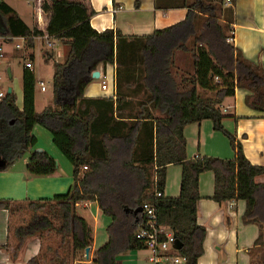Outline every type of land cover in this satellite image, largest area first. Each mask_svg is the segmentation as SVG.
I'll use <instances>...</instances> for the list:
<instances>
[{
    "label": "trees",
    "instance_id": "trees-1",
    "mask_svg": "<svg viewBox=\"0 0 264 264\" xmlns=\"http://www.w3.org/2000/svg\"><path fill=\"white\" fill-rule=\"evenodd\" d=\"M41 9L49 15L46 35L68 46L65 61L53 64V97L58 108L46 106L40 112L35 111V76L25 67L22 108L17 107L13 92H6L0 101V158L8 166L29 152L28 174H53L57 169L55 159L44 151L32 150L37 142L32 129L39 124L50 132L53 144L73 166L74 181L65 194L50 200L25 203L0 199V209L7 210L10 218L21 204H27L32 211L25 224L13 229L17 245L11 258H16L27 237L44 229L56 230L54 221H57L62 241L68 237L71 243L69 258L47 248L27 264H47L46 258L48 264H71L76 254L84 252L93 242L92 228L78 214L76 204L94 200L111 223L107 227V242L93 252V264H116L121 254L142 248L134 237L142 214L138 213L135 222L133 214L125 208L134 209L143 203L152 205L157 224L169 227L181 241L182 248L177 253L186 258L185 264H197L206 234L197 221L198 178L205 171L214 175L215 202L220 205L231 200L246 202L242 221L258 226L254 245H264V183L255 182L256 176L264 174V166L251 164L240 141L222 125L223 101L234 96L236 88L249 92L245 96L246 105L264 112V69L234 47L232 12L231 20L226 22L217 3L192 0L184 19L136 38L137 55L128 63L118 49L124 39L122 34L113 29L95 30L90 24L94 11L82 0H42ZM0 14L8 33L27 37L28 46L33 45L34 37L43 35L39 29L29 28L3 0ZM199 17L203 20L196 29ZM177 51L190 55L192 72L181 76L172 73ZM99 64H116L117 89L128 80L143 84L148 97L142 105H151L160 113L150 127L143 121L150 118L149 113L147 116L138 113L133 117L135 121L120 116L119 92L115 104L111 99L84 97L91 73ZM130 68L135 73L125 76ZM203 119L210 120L213 129L226 136L234 152L233 159L200 155L187 158L183 128ZM143 134L145 139L139 143ZM168 164H179L182 169L180 192L173 198L162 194ZM83 166L87 169L82 171ZM45 206L46 213L38 214L37 210ZM10 230L8 227L9 234ZM0 248L6 250L8 245Z\"/></svg>",
    "mask_w": 264,
    "mask_h": 264
},
{
    "label": "crops",
    "instance_id": "crops-1",
    "mask_svg": "<svg viewBox=\"0 0 264 264\" xmlns=\"http://www.w3.org/2000/svg\"><path fill=\"white\" fill-rule=\"evenodd\" d=\"M3 1L18 14L19 18L29 28H37L43 32L42 36L33 38L32 46H28L27 41L22 39L24 36L14 37L8 33L4 17L0 14V47L3 49V58L7 59L10 57L15 40L20 39L29 48H33L34 40L41 39L47 46L51 47V50L47 52L48 58L53 59L54 63H63L68 46L63 44L61 40L46 35L49 15L41 9L42 0H27L26 6L14 3L13 0ZM82 1L94 11L90 18V24L95 30L102 32L106 29H113L114 31L118 30L122 34L124 39H121L118 49L128 63H131V57L137 55V52H135L137 50L136 38L150 35L155 30L169 27L181 21L186 16L188 6L192 2L177 0ZM223 1V6L229 8L232 12L231 41L234 47L241 52L244 58L254 65H260L264 69V0ZM210 2L216 3L214 0ZM14 47L16 49L19 45L14 44ZM175 56V66L179 67L176 71L180 75L192 72V66H190L192 64L189 65L190 55L177 51ZM29 69L31 70V68ZM96 70L99 71L100 75L97 80L91 79L84 90V97L92 100L111 99L115 104L119 92V97H121L120 116L124 117L123 119L135 121L133 117L140 113L134 112L136 110L129 111V109L133 108L129 104L132 100L133 102L138 101L140 103L139 106L145 108V116L149 113L150 118L143 121L148 123L152 121L154 123L155 118L160 116V113L151 109V105H142L147 100L139 101L144 96V93L141 89L139 91L136 88V84L132 80H128L117 89L116 64H99ZM130 70L125 73V76H131L132 72L135 73L132 68ZM7 72L12 79L14 71L9 62ZM103 80H106V90L101 88ZM41 82L39 81V86ZM9 88L11 89L10 92H13L16 96L17 107L21 109L22 91L20 93L17 90L16 83H12L11 86L8 85L5 91L0 88V91L6 94ZM51 91L50 95L45 96L46 88H40V92H38L35 87L34 108L38 102H40L43 109L46 106H51L53 88ZM248 93L244 88H236L234 96L225 98L222 104L224 113L222 125L240 141L243 153L251 164L264 166V112L254 110L246 105L245 96ZM36 126L43 128V131L37 129L38 127ZM32 134L37 141L32 150L40 149L41 152L44 151L54 158L57 162V169L51 175H30L26 171L30 153L27 152L26 156L23 154V164L16 165V161L20 157L10 165H5L6 168L0 169V199H11L25 203L41 199L50 200L55 195L65 194L73 184V166L61 158L63 155L58 149H55L56 146L52 142L50 132L43 126L36 124L32 129ZM40 135L46 141V146L42 144V140L39 138ZM183 136L186 142L187 158H193L198 155L227 160L234 158V152L228 139L221 132L214 130L212 122L208 119L187 124L183 128ZM138 151L139 153L142 152V150ZM63 158L65 157L63 156ZM181 170L179 164H168L166 166V181L162 193L164 197L173 198L179 195ZM255 182L264 183V174L256 176ZM213 191V172H202L198 178L200 199L197 203V221L198 224L205 228L206 234L203 241V253L198 258L197 264H264V245H254V241L259 234L258 226L254 223L244 224L242 221L246 202L244 200H231L220 205L212 199ZM76 207L77 212L82 208L88 211L87 213L92 217L90 223L86 220V216L78 212L92 228L93 242L88 252L92 260L93 252L108 240L107 227L111 223V219L103 214L97 201H81L76 204ZM125 210L130 212L129 208H125ZM135 222H138V219L136 220L135 218ZM8 227H10L8 211L0 209V246L8 245L6 250L0 248V264H27L29 259L39 253V246L36 243H29L25 247L26 251H28L26 248L31 247L29 254L25 253L20 260H18L17 254L16 258L12 259L10 256ZM103 228L105 233H103ZM139 250L147 252L146 255L138 258L136 252ZM177 251L173 252L170 250L169 253L175 254ZM148 256L149 251L143 247L129 250L119 256L116 264H121V262H126V264L144 262L149 264ZM81 261L83 259L76 257L71 264H78ZM45 263H50L48 258L45 259ZM165 264H171V262L168 261Z\"/></svg>",
    "mask_w": 264,
    "mask_h": 264
},
{
    "label": "rangeland",
    "instance_id": "rangeland-1",
    "mask_svg": "<svg viewBox=\"0 0 264 264\" xmlns=\"http://www.w3.org/2000/svg\"><path fill=\"white\" fill-rule=\"evenodd\" d=\"M13 1H14V3H19L21 6H26V2H27V0H13ZM177 1H185V0H177ZM186 1H192V0H186ZM203 1L205 3H209L212 0H203ZM214 1L222 9V12H223L222 13V19H224V21H226V22L227 21L229 22L231 20V10L229 8H226L223 6V4H222L224 2L223 0H214ZM202 20H203V18H201V17L196 19V21H195L196 29H198L200 27ZM14 44H18L19 47L15 49ZM57 45H60V44H57ZM50 50H51V47L47 46V44L41 39L34 40L33 48H29L25 44V42L21 41L20 39L15 40L13 42V47H12V52H11L10 57L7 59L1 58V61H0V88H2L5 91L8 87V85L11 86L12 83L13 84L16 83L17 84V90H19L21 93V91H22V71L24 70L25 62L28 61L31 63V65H32L31 71L35 75L36 91L40 92L39 81H42V83L44 84V86L46 88V92H44V95L45 96L50 95L52 93V91H51L52 90V77H53V72H54V69H53L54 61H53V59L48 58V55H47V52H49ZM189 59H191L190 56H189ZM8 62L11 64L13 71H14V76L12 79L9 77L8 72H7ZM191 62L192 61L189 60V65L191 64ZM178 68H177V66H175L172 69V73L174 75L181 76L180 73H178V71H176ZM94 80H97V79H94ZM104 81H106V80H104ZM136 88L139 89V91L141 89V91L144 93V96L139 101H145L147 99L148 95H147V92L143 88V84L136 85ZM202 93L205 96H210V97L213 96V93H209V92H202ZM129 104H130L131 108L133 107L132 109H129L130 112H132V110L133 111L136 110L134 112H137V113L138 112H145V108L139 106L140 103L138 101L133 102V100H132ZM50 105L53 108H58V105L56 104L54 97L52 98ZM42 109H43V107H41L40 102L35 104V110L37 112H40ZM36 127H38L37 129H41V131H43L42 130L43 128H41L40 126H36ZM147 127H150V123L147 124ZM39 138H40V140H42V144H44L46 146V141L44 140V138H42L41 135L39 136ZM144 139H145V136L143 134L139 138V143H141ZM50 140H51V138H50ZM55 149L57 150L56 147H55ZM24 155L26 156L27 152L24 153ZM60 156H61V154H60ZM61 158L66 163H68L70 165V163L65 158H63V156H61ZM22 161H23V156H21V158L16 161V165L19 166V165H21V163L23 164ZM83 170L84 169L82 168V171ZM21 205L22 206L20 208H18V210L15 211L13 216H11V218H10V228H11L10 234H9L10 235V238H9L10 254L13 253L14 248L17 245V242L13 236V229H15V227H17L19 225L25 224L32 215V211L27 206V204H21ZM46 207L47 206H45V208L43 210H41V209L37 210V213L38 214L39 213L45 214L46 213V211H45ZM78 212H79V214L86 216V220H88L91 223L92 217L87 213L88 211L80 208ZM58 225H59V223L57 221H54V226H56V230L44 229V230L38 231V233H36V235H34V236L27 237L25 239L23 247L18 252V257H17L18 260L22 259L23 255L25 253L29 254L31 252L30 251L31 247L26 248V249H28L29 252L25 250L26 245L29 243L30 244L36 243L39 246V253L47 251V248H50L53 251H57L58 255L60 257L69 258V256L71 255V252H72L71 243H70V240L68 237H66L65 240L62 241L61 234H59L57 232ZM103 233H105L104 228H103ZM146 253L147 252H145L144 250H139L136 252V254L138 255V258L143 257L144 255H146ZM76 257L79 259H83V260L85 259L86 260V258H84V252H78L76 254ZM121 264H126V262H121ZM139 264H145V263L140 262Z\"/></svg>",
    "mask_w": 264,
    "mask_h": 264
},
{
    "label": "built area",
    "instance_id": "built-area-1",
    "mask_svg": "<svg viewBox=\"0 0 264 264\" xmlns=\"http://www.w3.org/2000/svg\"><path fill=\"white\" fill-rule=\"evenodd\" d=\"M226 1L230 2V0ZM22 39L27 40L28 38L23 37ZM3 56V49L0 47V60ZM25 67L31 68V63L27 62ZM40 88L45 89L42 82L40 83ZM101 88L102 90L107 89V84L104 80L101 82ZM4 96L5 94L0 91V100L3 99ZM82 168L85 170L87 166H83ZM157 195H159V193H157ZM141 208L142 219L134 232V237L141 243L143 248L149 251V256L147 258L149 264H165L168 261H170L171 264H185L186 258L184 256L178 253H169L170 250L173 252L177 251V249L173 247L176 237L169 227L157 224L155 208L148 203H143ZM90 256L91 255L88 254V257H86L84 254L86 260L78 264H93Z\"/></svg>",
    "mask_w": 264,
    "mask_h": 264
},
{
    "label": "water",
    "instance_id": "water-1",
    "mask_svg": "<svg viewBox=\"0 0 264 264\" xmlns=\"http://www.w3.org/2000/svg\"><path fill=\"white\" fill-rule=\"evenodd\" d=\"M100 73L97 70L92 71L91 73V79H97L99 77ZM11 89H8V92H10ZM36 152H41L40 149H37ZM5 162L3 160L0 159V169L5 167ZM130 212L135 216L136 220H137V215L138 213H140L142 211L141 206H138L134 209H129ZM173 247L177 250H180L182 248V243L179 239H176L175 242L173 243ZM88 252H89V247L85 248V256L88 257Z\"/></svg>",
    "mask_w": 264,
    "mask_h": 264
}]
</instances>
